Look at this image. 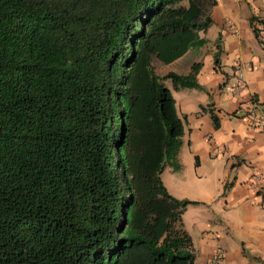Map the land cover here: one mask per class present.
Segmentation results:
<instances>
[{"label":"trees","instance_id":"16d2710c","mask_svg":"<svg viewBox=\"0 0 264 264\" xmlns=\"http://www.w3.org/2000/svg\"><path fill=\"white\" fill-rule=\"evenodd\" d=\"M183 1L0 0V264L194 263L196 202L160 173L185 118L163 81L202 89L200 63L152 59L202 45L217 2Z\"/></svg>","mask_w":264,"mask_h":264},{"label":"crops","instance_id":"0c3cea01","mask_svg":"<svg viewBox=\"0 0 264 264\" xmlns=\"http://www.w3.org/2000/svg\"><path fill=\"white\" fill-rule=\"evenodd\" d=\"M216 2L211 10V25L198 32L205 42L168 64L189 55L185 58L189 63L183 62L188 73L190 63H200L195 79L210 99L197 100L196 133L187 144L197 145L208 158L225 153L221 165L225 179L217 180L213 198L220 199L221 195L222 204L235 212L236 221L223 224L235 234L232 249L221 250L218 264H264V29L256 21L264 20V0ZM250 17L255 18L256 38L249 25ZM209 29L212 35L208 38ZM213 90H225L223 99L214 96ZM209 111L217 118V128H213ZM178 115L187 119L186 112ZM254 174L262 177L261 188L250 184ZM219 204L222 205L220 200ZM210 230L203 227L204 232Z\"/></svg>","mask_w":264,"mask_h":264},{"label":"rangeland","instance_id":"374dc122","mask_svg":"<svg viewBox=\"0 0 264 264\" xmlns=\"http://www.w3.org/2000/svg\"><path fill=\"white\" fill-rule=\"evenodd\" d=\"M183 2L185 3L186 0ZM211 35L212 29H209L206 37L209 38ZM188 56L172 64H161L152 59L154 71L159 76L168 71L187 74L184 70L186 64L183 62L189 63L185 59ZM192 64L190 63V67ZM232 78L233 76H231ZM163 82L176 100L177 113L186 112L187 119L183 121L184 135L177 152L179 167L173 169L165 165L160 173V179L166 191L172 196L197 201V203L187 204L181 216L183 229L192 242L195 254L193 264H218L221 250L224 247L228 250L232 249L231 238L235 234L234 230L229 226L228 228L224 227L223 224L229 221L234 224L236 221L235 212L222 204L221 195L220 199L213 198L216 196L217 180L225 179L221 166L225 161V153L217 154L215 157L211 154L208 158L202 149L197 148V145L187 144V140L192 135L195 137L196 133L194 118L197 100L205 97L209 101L210 98L203 89L174 87L169 79H165ZM224 92L225 90L217 93V90H213V95L223 99ZM196 156L199 161L197 165H195ZM219 200L222 205L219 204ZM206 226L211 230L204 232L203 227ZM206 247L211 249H206Z\"/></svg>","mask_w":264,"mask_h":264},{"label":"built area","instance_id":"2783aa9c","mask_svg":"<svg viewBox=\"0 0 264 264\" xmlns=\"http://www.w3.org/2000/svg\"><path fill=\"white\" fill-rule=\"evenodd\" d=\"M258 26H260V28L264 29V25L258 24ZM250 184L254 187H258L261 188L262 186V177L258 174H254L250 180ZM264 206V202L262 204Z\"/></svg>","mask_w":264,"mask_h":264}]
</instances>
